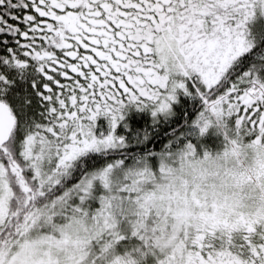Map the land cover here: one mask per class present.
Masks as SVG:
<instances>
[{
    "label": "snow or ice",
    "instance_id": "snow-or-ice-1",
    "mask_svg": "<svg viewBox=\"0 0 264 264\" xmlns=\"http://www.w3.org/2000/svg\"><path fill=\"white\" fill-rule=\"evenodd\" d=\"M0 264H264V0H0Z\"/></svg>",
    "mask_w": 264,
    "mask_h": 264
}]
</instances>
